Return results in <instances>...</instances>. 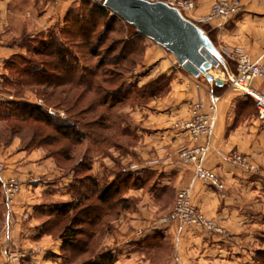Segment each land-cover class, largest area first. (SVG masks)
Returning a JSON list of instances; mask_svg holds the SVG:
<instances>
[{"label": "crops", "instance_id": "1", "mask_svg": "<svg viewBox=\"0 0 264 264\" xmlns=\"http://www.w3.org/2000/svg\"><path fill=\"white\" fill-rule=\"evenodd\" d=\"M193 1L195 8L185 12V17L210 27L215 35L214 44L222 54L243 50L264 65V0H241L243 11L229 24L202 22L217 0ZM77 2L0 0V81L8 61L21 50L15 41L61 23ZM145 46L144 64L150 66L151 73L172 78L170 92L135 113L136 121L140 118L135 129L138 143L133 169L126 171L133 173L138 186L127 188L122 198H132L136 209L121 218L116 234L107 236L100 249L112 250L117 255L115 264H255L254 253L263 248L258 233L264 231V121L257 118L253 105L248 107L247 97L234 88L228 89V77H215L224 82L223 90L217 94L213 83H200L199 78L176 67L172 55L162 47L149 40H145ZM254 87L264 92L263 81H255ZM211 95H219L221 101L204 165L221 177L224 192L196 180L193 166L176 159L177 148L191 146V142L187 133L173 125L187 121L191 106L198 101L209 102ZM233 152L246 157L259 169V175L229 163L226 157ZM5 157L2 152L0 161L6 162L8 169L0 174V182L19 177L28 184L12 207L2 206L0 264H63L62 241L44 233L46 215L41 198L31 192L38 182L39 169L45 167L42 153H11ZM107 170L93 167L91 173L98 180L111 182L115 174L110 175ZM188 186L192 188L194 205L214 220L225 231L224 235L160 222L172 207L167 195L170 193L169 199L173 201L174 192ZM70 198L53 194L54 200ZM137 229H141V235L135 234ZM13 248L24 253L18 263L9 261L8 251ZM34 249L38 252L34 253Z\"/></svg>", "mask_w": 264, "mask_h": 264}, {"label": "rangeland", "instance_id": "2", "mask_svg": "<svg viewBox=\"0 0 264 264\" xmlns=\"http://www.w3.org/2000/svg\"><path fill=\"white\" fill-rule=\"evenodd\" d=\"M49 1L52 4L60 3ZM149 1H163L169 4L173 2L176 4L178 2L193 0ZM193 3L195 2L193 1ZM93 6L104 7V0H78L76 6L71 10V14H69V16L66 15L61 23L52 26L38 35H24L19 37L15 42L20 45L21 50L6 66V71L0 81V154L4 152L5 157L7 155L10 156L11 153L15 155L20 153L30 155L32 153H38L39 151L42 153L43 159H41L45 161V167L39 169L38 182L31 188V192L41 198L40 204L43 205L42 208L45 206L51 208V206L54 205L55 200L53 199V194L55 193L63 197L71 196L70 200L72 199L73 192L70 191L71 186L76 183L77 177L84 179V175H86H82L84 172H80L82 171L80 168L83 167L84 164L90 166L91 170H93V167L95 169L105 167L108 169L106 172L109 173L110 171V175L115 174V178L111 181H119V177L122 179L126 175H129L128 173L133 175L132 172L126 170L133 169L132 164H134L135 160L134 148L138 143L135 129L139 127L137 122L140 118L136 121L135 113H137L139 109L147 107L151 101H158L165 98L170 92L172 78L166 74L155 75L151 73L150 66L148 67L144 64L145 48H143L142 44H137L135 51L133 50L134 52L131 53L127 61H121L122 56L126 54L123 49V44L126 42L125 39L134 33V28L128 27L126 23L122 22L114 25V27L109 30L107 28V19L103 20L98 18V14L97 16L89 14ZM185 12L187 11H181L184 17ZM109 15L113 14L110 12ZM84 17L85 19L83 22L80 21L77 23L78 19ZM238 17L239 16L231 22H234ZM95 23H97V25ZM229 23L230 22L223 24ZM94 24L97 27L93 29V27H95L93 26ZM197 25L205 30L207 35L212 32V38L215 40L214 32L210 27L207 25ZM82 28H84L86 32H84ZM90 34V38L87 39L86 36ZM51 40L55 41L57 45L56 48L61 47V49L68 52L69 58L67 65L72 67L71 78L68 74L65 75L64 72L61 71L62 67L58 59L50 55L53 53L54 49H46L45 45ZM230 51L235 50L226 51V55L219 51L223 57L222 64L218 69H214L211 74L214 78L216 76L223 77V79L228 77L227 80L230 79L229 81L231 82L228 89L231 88L233 90L234 87L232 86L231 80L236 73V63L229 57L228 53ZM262 51L264 56V48ZM243 52L246 53L245 51ZM93 53H96V56L93 55ZM171 57L176 67H179L176 59L173 56ZM255 61L260 62L259 59ZM26 69H45L46 72L48 71L53 74V78L56 81L55 87H47L46 84L38 85L31 81L30 76L25 72ZM86 69L96 71V77H94V82H92L94 90L89 93H84L82 88H74V85L79 83ZM151 76L152 78L150 79ZM199 79L201 81L200 83H207L204 77ZM86 80L85 78V81ZM88 82L87 80L85 83L88 84ZM234 90L236 89L234 88ZM152 93H156V95ZM238 93L243 96L239 91ZM247 98L248 100L250 99L254 105V101L250 97ZM77 101H79V104L76 103ZM103 101L106 104L101 106L99 103ZM18 103H27L31 106H42L44 111L54 115L52 119L55 124H74L86 137L81 142L76 143V139L64 138L54 132L51 127L37 124L32 120L22 122L21 119L23 116L20 115L16 117L14 112ZM90 104L95 105L94 111L92 113H83L84 109ZM7 113H10V118L7 116ZM102 115H105L106 123L104 125L100 123L99 119ZM41 139L44 140L42 145L38 142ZM50 139L53 140L51 141ZM179 148L176 150V159L184 163L180 161L177 156ZM5 151H9V153L6 152L7 155H5ZM229 155H227V157ZM3 160L6 161V157ZM78 168L81 173L79 175H77L76 172ZM6 169H8L6 162L0 161V174L6 171ZM257 170L258 172L253 173L258 176L260 172L258 168ZM90 174L93 175L91 171ZM10 181H16L18 183L19 191L7 202L4 183ZM104 181H106V184L110 182L109 179H105ZM4 183L0 182L1 214L3 210L2 206L3 208L5 207V209L12 207L15 199L21 195L24 191L23 188L28 184V182H24L19 177L7 178L4 180ZM186 188L191 189L192 200V188L190 186L184 187L178 192H174L173 201L172 199L170 201L169 193L167 195L168 204L172 202V207L165 216L160 218V222L165 223L164 220L174 210L179 192ZM225 190L226 187L221 192ZM91 197V199L85 202V205L96 203V196ZM115 201L116 202H113L111 206V208H115L111 209V212L99 223L100 226L98 225L94 229V231H96V238L93 240L94 242L90 247L91 252H93V250L97 251L98 248L102 246L107 236H114L118 231V222L121 218L123 219L125 215L134 212L136 209L137 204L132 198H127V203L121 205L118 202V198H116ZM192 204L196 207L193 201ZM76 212L77 211L71 212L66 219L62 220V224L60 223V226L54 229L53 236L60 238V235L65 230L64 228L70 225V220L73 219ZM24 216L27 217L28 214L25 213ZM179 224L182 225L181 223ZM195 228L212 234H225L223 229V233H216L201 227ZM134 232L137 235L142 234L141 229H137ZM258 236L263 245V248L259 250H264V231L259 232ZM103 250L106 251V249ZM33 251L37 253L38 249H34ZM23 254L21 250L13 248L8 251L9 261L18 263ZM14 255L16 258L13 259ZM61 255L64 260L63 264H73L70 263L72 256L70 250L61 252ZM256 258L255 251L254 262H256Z\"/></svg>", "mask_w": 264, "mask_h": 264}, {"label": "trees", "instance_id": "3", "mask_svg": "<svg viewBox=\"0 0 264 264\" xmlns=\"http://www.w3.org/2000/svg\"><path fill=\"white\" fill-rule=\"evenodd\" d=\"M71 12L72 11H70L67 15L69 16ZM89 12V14L92 16H97L98 14V18L103 20L107 19V28L109 30L112 29L114 25L124 22L116 15H109L111 11L109 12V10L105 7L93 6ZM84 19L85 17L82 19H78L77 23L80 21L83 22ZM95 24L97 25V23ZM95 24L93 26H95ZM126 26L134 28L133 26L128 24H126ZM96 27L97 26L93 27V29ZM82 29L84 30V28ZM84 32H86V30H84ZM90 36L91 34L87 35V39H89ZM208 36L214 43L212 32H210ZM145 40L147 39L142 37L134 28V33L126 38V42L123 44V49L126 54L122 56L121 61L123 62L129 59L131 53L135 51V47L137 46V44H142L143 48H145ZM45 46L48 50L54 49L53 53H51L50 55L53 58L58 59V62L62 67L61 71L64 72L65 75L68 74V76L70 77L72 75V67L67 65L69 58L68 52H66V50L64 49H61V47L56 48L57 45L53 40H51ZM93 55L96 56V53H93ZM10 61L11 60L8 61L7 65ZM182 70L185 71L184 69ZM25 72L28 74V76H30L31 81L35 82L36 84H46L47 87H55L56 81L53 78V74L49 73L48 71L46 72L45 69H26ZM94 77H96V71H90L86 69L84 71V75L79 80V83H76L74 85V88H82L84 90V93L91 92L92 90H94V85L92 84V82H94ZM85 78L89 81L88 84L85 83L87 81H85ZM221 90H223L222 87H215V91H217V93H219ZM152 94L156 95V93ZM76 103L79 104V101H77ZM99 104H101V106H104L106 103L103 101ZM247 105L250 108L253 105V102L249 99ZM94 106L95 105L90 104L86 109H84L83 113H92L94 111ZM253 106L255 108V105ZM14 112L16 114V117L20 115L23 116L21 119L22 122H25L26 120H32L37 124L51 127L54 132L64 138L76 139V143L81 142L86 137L85 135H83L84 133H81L74 124H55L52 119L54 115L51 113L48 114L46 111H44L42 106H31L27 103H18ZM7 116L10 118V113H7ZM99 119L100 123H102L103 125L106 123L105 115H102ZM50 140L52 141L53 139ZM43 141L44 140L41 139L38 142L41 143L40 145H42ZM80 169H82V171H80L79 168L78 170H76L77 175L81 174L82 172H84L82 175H86H84V179H81V177H77L76 183L71 186L70 191L73 192L72 199L68 201L55 200V203L53 206H51V208L47 206L44 207L46 219L43 223V231L44 233L46 232L54 235V229L60 226L59 224L62 222V220L66 219L71 212L77 211L73 219L70 220V225L66 226L64 228V232L60 235V239L62 240V252H65V250L71 251L72 256L70 263L73 264H115L117 255L113 253L112 250L104 251L103 249L98 248L97 251H90V247L94 242L93 240L96 238V231H94V229L98 225L100 226L99 223L105 219V217L111 212V209L115 208H111L112 203L116 202L115 199L118 198V202L120 205L127 203V199L122 198L123 192L129 187L138 186V184L137 182H135L134 176L130 173H128L129 175H126L122 179L119 177V181H111L106 184V181L98 180L90 174V166L84 164ZM84 190L87 191L85 192ZM91 196H96V203L92 205H85V202L92 198ZM256 256L257 258L255 264H264V250L256 251Z\"/></svg>", "mask_w": 264, "mask_h": 264}, {"label": "built area", "instance_id": "4", "mask_svg": "<svg viewBox=\"0 0 264 264\" xmlns=\"http://www.w3.org/2000/svg\"><path fill=\"white\" fill-rule=\"evenodd\" d=\"M58 3L63 0H51ZM170 5L180 11H189L195 8L193 1L171 3ZM241 0H217L212 6L208 17L203 23L220 21L231 22L242 12ZM233 62L236 63V73L232 77V86L243 96L250 97L254 101L257 118L264 121V93L254 88L255 81L264 82V65L253 60L247 53L235 50L228 53ZM199 88V86H197ZM220 96L211 95L209 102L198 101L190 109V118L187 121L175 124V129L188 134L192 146H182L177 151L180 161L191 164L194 168L196 180L204 182L217 190H224L225 184L221 177L204 165L205 158L210 149V140L214 133L219 114ZM227 161L236 167L251 172H258L257 168L249 163L246 157L232 153ZM16 181L4 183L7 202L19 191ZM165 223L179 222L182 225L201 227L208 231L223 233L216 222L207 219L191 200V189L186 188L179 192L176 205L172 213L164 220ZM16 258L14 255L13 259Z\"/></svg>", "mask_w": 264, "mask_h": 264}, {"label": "water", "instance_id": "5", "mask_svg": "<svg viewBox=\"0 0 264 264\" xmlns=\"http://www.w3.org/2000/svg\"><path fill=\"white\" fill-rule=\"evenodd\" d=\"M104 7L147 40L162 47L192 77H204L221 88L222 79L211 74L223 57L213 41L199 27L167 2L149 0H104Z\"/></svg>", "mask_w": 264, "mask_h": 264}]
</instances>
